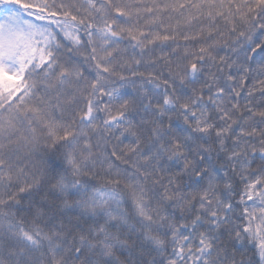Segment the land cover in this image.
Segmentation results:
<instances>
[{
    "label": "snow or ice",
    "instance_id": "6c2138e0",
    "mask_svg": "<svg viewBox=\"0 0 264 264\" xmlns=\"http://www.w3.org/2000/svg\"><path fill=\"white\" fill-rule=\"evenodd\" d=\"M0 264H264V0H0Z\"/></svg>",
    "mask_w": 264,
    "mask_h": 264
}]
</instances>
